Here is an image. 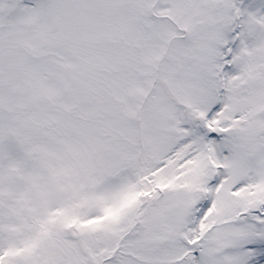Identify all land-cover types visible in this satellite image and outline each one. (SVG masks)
<instances>
[{
  "label": "snow or ice",
  "instance_id": "snow-or-ice-1",
  "mask_svg": "<svg viewBox=\"0 0 264 264\" xmlns=\"http://www.w3.org/2000/svg\"><path fill=\"white\" fill-rule=\"evenodd\" d=\"M0 264H264V0H0Z\"/></svg>",
  "mask_w": 264,
  "mask_h": 264
}]
</instances>
